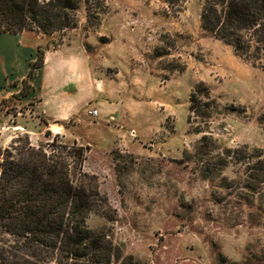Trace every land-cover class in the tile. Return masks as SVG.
Here are the masks:
<instances>
[{
    "label": "rangeland",
    "instance_id": "374dc122",
    "mask_svg": "<svg viewBox=\"0 0 264 264\" xmlns=\"http://www.w3.org/2000/svg\"><path fill=\"white\" fill-rule=\"evenodd\" d=\"M202 9L203 0H81L75 27L42 33L44 47L76 37L94 55L98 99L120 105L107 118L122 134L85 146L84 161L112 207L87 219L112 240L111 264H264V182L254 169L264 156V54L205 32ZM201 84L211 95L205 117L190 108ZM4 113L0 164L18 135L80 145L73 119L62 134Z\"/></svg>",
    "mask_w": 264,
    "mask_h": 264
},
{
    "label": "trees",
    "instance_id": "16d2710c",
    "mask_svg": "<svg viewBox=\"0 0 264 264\" xmlns=\"http://www.w3.org/2000/svg\"><path fill=\"white\" fill-rule=\"evenodd\" d=\"M80 8L81 0H0V33L64 31L77 25ZM87 9L91 16L92 5ZM201 24L240 54H264V0H203ZM44 49L38 47L32 69L44 64ZM210 99L208 87L199 85L191 110L208 116ZM56 144L57 135L38 145L18 135L3 153L0 232L12 239L0 237V264H111L116 256L108 234L87 225L92 213L109 216L112 207L98 177L84 168L86 147ZM255 157L256 179L264 182V156Z\"/></svg>",
    "mask_w": 264,
    "mask_h": 264
},
{
    "label": "crops",
    "instance_id": "0c3cea01",
    "mask_svg": "<svg viewBox=\"0 0 264 264\" xmlns=\"http://www.w3.org/2000/svg\"><path fill=\"white\" fill-rule=\"evenodd\" d=\"M46 37L27 30L0 33V114L3 109L5 119H45L46 129L60 133L73 119L78 144L110 146L122 129L114 128L107 117L117 114L120 105L98 99L105 89L94 81V55L72 37L45 47L44 64L32 69ZM91 108H98L99 116L89 114Z\"/></svg>",
    "mask_w": 264,
    "mask_h": 264
},
{
    "label": "built area",
    "instance_id": "2783aa9c",
    "mask_svg": "<svg viewBox=\"0 0 264 264\" xmlns=\"http://www.w3.org/2000/svg\"><path fill=\"white\" fill-rule=\"evenodd\" d=\"M99 109L98 108H91L90 110H89V114H91V115H93V116H99Z\"/></svg>",
    "mask_w": 264,
    "mask_h": 264
}]
</instances>
